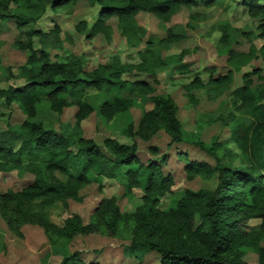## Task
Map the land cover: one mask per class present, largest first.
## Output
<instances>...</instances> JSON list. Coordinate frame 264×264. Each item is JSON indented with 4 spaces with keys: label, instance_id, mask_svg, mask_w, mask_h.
Wrapping results in <instances>:
<instances>
[{
    "label": "trees",
    "instance_id": "obj_1",
    "mask_svg": "<svg viewBox=\"0 0 264 264\" xmlns=\"http://www.w3.org/2000/svg\"><path fill=\"white\" fill-rule=\"evenodd\" d=\"M79 0H0V20L14 18L18 27L34 21L49 2L52 10L71 5ZM98 4L95 21L89 27L90 36L108 29L107 20L116 16L121 31L128 33L139 28L136 15L153 14L168 21L181 8L190 10L191 20L202 17L197 8H209L220 0H85ZM243 12L257 18L258 32L250 39L247 51H235L229 45L230 26L220 24L219 44L225 48L226 63L250 64L260 60L263 65L252 67L241 74V84L230 90L231 104L241 114L231 127L230 138L246 158L243 165H233L229 149L223 155L216 153L222 140L216 133L209 146L198 142L214 164L206 161H187L186 178L215 176L213 187L197 189L186 187L182 195L168 209H162L160 199L171 193L174 177L163 170L167 154L142 161L138 155L137 140L148 141L162 130L171 144L183 142L182 121L178 107L169 92L156 93L155 68L161 56L155 48L164 41H176L178 36L166 30L165 36L145 41L138 52L139 61L123 60L113 55L107 62L86 68L85 55L67 52L60 60H52L44 48L41 37L45 32L30 26L26 41L19 46L26 50L25 62L15 69L14 77L22 82L16 86L0 88V97L10 106L18 102L27 114L22 122L0 130V172L26 170L34 180L18 191L12 189L0 194V211L11 213L13 224L26 222L43 227L46 233L55 234L71 242L75 238L98 234L99 222L109 236L117 231L126 216L116 196L103 198L96 206L95 221L85 222L78 213L68 215L61 226L55 225L46 209L57 200L81 199L80 192L99 180H117L126 185L127 199L135 197L138 203L129 212L130 237L122 246L123 254L136 264H264V3L260 0H233ZM35 12L29 15V12ZM189 25H193L189 21ZM87 23L78 22L76 30L82 33ZM53 31L59 34L57 25ZM259 42V43H257ZM259 44V45H258ZM183 54H173L169 63L176 69L184 67ZM217 68L206 67L203 76L195 75L189 86L230 88L234 73H217ZM204 73L207 74L206 78ZM144 77H140V76ZM253 77L256 80H253ZM102 93L98 113L106 120L127 112L135 102L132 94L146 96L151 106L143 109L138 123H127L118 134L125 139L106 136L98 144L91 138L79 137L71 141L53 128L35 121L37 105L48 101L51 108L61 114L67 106L76 105V122L88 116L93 106L87 95L89 89ZM189 88V87H188ZM128 89L131 95H124ZM231 117L222 118L227 126ZM75 146L76 150H72ZM157 152L156 147L150 148ZM93 173V177L89 176ZM62 174L64 179L54 178ZM99 179V180H98ZM99 184V183H98ZM101 187V186H99ZM136 193H140L139 196ZM257 219L255 225H248ZM100 255L102 251H93ZM134 263V264H135ZM59 264H99L85 262L83 251L75 249L62 258Z\"/></svg>",
    "mask_w": 264,
    "mask_h": 264
},
{
    "label": "rangeland",
    "instance_id": "obj_2",
    "mask_svg": "<svg viewBox=\"0 0 264 264\" xmlns=\"http://www.w3.org/2000/svg\"><path fill=\"white\" fill-rule=\"evenodd\" d=\"M260 2L264 3V0ZM197 9L203 15L193 21L189 17L190 10L185 7L172 15L168 21H162L153 14L139 13L135 22L141 29L128 33L121 31L117 17L112 16L107 20L108 29L92 37L89 34V27L97 17L98 4L93 5L85 0H79L57 10H52L50 3L45 2L41 15L21 27H18L14 18L0 20V88L16 86L22 82L14 77V73L16 67L27 59L26 50L19 44L26 41L25 33L30 26L45 32L44 37L40 39L52 60L62 59L67 52L85 55L87 69L95 67L99 62L109 61L113 55H118L123 60L137 62L138 52L145 48L146 40L150 37L158 40L159 37L165 36L166 30H171L178 39L164 41L162 46L155 48L163 62L156 66L157 74L149 82L152 83V79L157 78L154 82L156 93L169 92L173 95L182 121L183 142L171 144L170 137L162 130L148 141L137 140L138 155L142 161L167 154V163L162 167L164 171L173 174L174 185L173 191L160 199V206L162 209H168L182 195L180 191L186 187L197 189L201 186L215 185V176H198L192 180L186 178L184 166L187 161L199 160L214 164V158L198 146V142L209 146L218 133L222 142L216 148V153L223 155L227 152L225 149H229L231 155L228 157L233 165H243L246 162V158L230 138L232 124L236 118L241 117L231 104L230 90L242 83L241 74L245 70L263 65L260 60H252L250 64L243 63L235 68V64L226 63V55L220 54L225 52V48L218 42L220 36L218 26L228 23L231 28L230 47L235 51H247L250 39L259 31L257 18L243 12L233 0H220L209 8L200 5ZM35 12L30 11L28 16ZM82 21L87 23L88 27L80 33L76 30V24ZM189 21L193 25H189ZM55 25L60 30L58 35L53 31ZM178 53L183 54L181 63L184 67L180 69H176L174 63L168 62L173 54ZM212 66L217 68L214 75L224 74L229 68L239 69L234 73L229 89L189 86L195 75L203 76L202 70ZM206 76L204 73L205 78ZM253 80L256 78L253 77ZM124 95L129 96L131 92L126 89ZM132 96H135V102L127 112L111 120L99 115L98 106L103 100L102 93L92 88L89 89L87 98L93 110L80 122H76L74 117L76 105L67 106L59 114L51 108L48 101L38 103L34 120L47 128L60 131L71 141L83 137L101 144L103 138L110 135L124 140L125 138L118 134L119 130L125 128L129 122L136 125L142 110L151 106L149 101H145L146 96L137 94ZM227 115L232 118L231 123L222 127V118ZM26 118L27 114L18 102L8 106L4 103V98L0 97V130H6L8 124H17ZM151 147H156L157 152H151ZM71 149L76 150V147L71 146ZM53 176L64 179L62 174L55 173ZM89 176L94 175L89 172ZM33 180V173L26 170L0 172V194L9 189L18 191ZM125 192L126 185L117 180H99L80 192L81 199L70 197L66 203L64 200H57L46 209L49 219L57 226H61L71 213L80 214L85 222L95 221L99 201L105 197L116 196L121 211L126 215L124 216L126 220L119 226L117 237L106 234L104 225L99 222L98 234L79 236L69 242L58 235L46 233L43 227L35 223L13 224L11 213L0 211V264H59L63 257L75 249L83 251L85 262L93 263L97 260L99 264H134V260L123 254L122 246L130 237L129 212L133 210L138 200L135 197L127 199L124 196ZM136 194L139 196L140 193ZM257 222V219H253L247 224L252 226ZM93 251L102 252L96 255Z\"/></svg>",
    "mask_w": 264,
    "mask_h": 264
}]
</instances>
